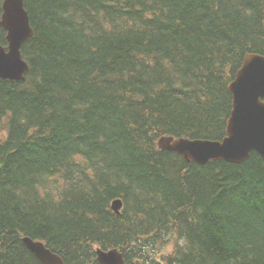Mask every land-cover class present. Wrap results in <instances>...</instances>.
Masks as SVG:
<instances>
[{"label":"trees","instance_id":"trees-1","mask_svg":"<svg viewBox=\"0 0 264 264\" xmlns=\"http://www.w3.org/2000/svg\"><path fill=\"white\" fill-rule=\"evenodd\" d=\"M24 3L30 70L0 79V264H43L24 237L65 264L114 248L127 264H264V159L158 147L226 136L228 85L264 56V0Z\"/></svg>","mask_w":264,"mask_h":264},{"label":"water","instance_id":"water-1","mask_svg":"<svg viewBox=\"0 0 264 264\" xmlns=\"http://www.w3.org/2000/svg\"><path fill=\"white\" fill-rule=\"evenodd\" d=\"M0 28L6 31L8 42L7 48L0 46V79L12 83L25 81L30 67L23 60L22 47L34 37L35 31L24 0H4ZM229 90L233 96V110L225 139L163 137L158 142L159 148L201 166L214 161L242 165L255 152L264 159V56L247 54ZM112 209L121 215L123 202L115 200ZM23 242L43 264H65L43 242L29 237H24ZM96 255L99 264H127L124 254L117 248L97 249Z\"/></svg>","mask_w":264,"mask_h":264},{"label":"rangeland","instance_id":"rangeland-1","mask_svg":"<svg viewBox=\"0 0 264 264\" xmlns=\"http://www.w3.org/2000/svg\"><path fill=\"white\" fill-rule=\"evenodd\" d=\"M168 251H169V250H168V244H167V245H165V247L163 248L162 253L166 254Z\"/></svg>","mask_w":264,"mask_h":264},{"label":"clouds","instance_id":"clouds-1","mask_svg":"<svg viewBox=\"0 0 264 264\" xmlns=\"http://www.w3.org/2000/svg\"><path fill=\"white\" fill-rule=\"evenodd\" d=\"M170 250V249H169Z\"/></svg>","mask_w":264,"mask_h":264}]
</instances>
